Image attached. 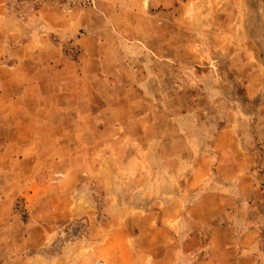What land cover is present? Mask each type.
<instances>
[{
	"label": "rangeland",
	"instance_id": "374dc122",
	"mask_svg": "<svg viewBox=\"0 0 264 264\" xmlns=\"http://www.w3.org/2000/svg\"><path fill=\"white\" fill-rule=\"evenodd\" d=\"M4 10L26 25L27 34L56 44L70 62L82 55L118 60L120 67L105 65L118 74L109 77L147 87L133 94L107 79L96 83L103 133L88 139L92 152L76 156L82 166L101 168L96 176L75 171L74 181L61 171V181L46 192H71L72 209L82 213L85 207L95 216L99 234L93 237L83 217L70 224L60 220L51 224L52 244L50 234L42 236L49 240L42 245L27 234L26 248L5 249L2 260L18 252L27 264L36 257L64 259L75 250L73 242L82 240L88 253L92 240L119 232L132 242L136 227L144 225L175 226L180 248L200 222L209 225L218 196L235 194L236 209L246 206L235 181L232 187L225 182L233 168L222 162L248 152L250 170L235 171L253 181L249 223L261 227L258 255L264 264V0H4ZM149 164L156 169L146 171ZM32 188L15 204L19 219L9 221L14 233L33 226V201L27 200ZM178 198L184 202L173 206ZM206 249L191 260L204 258ZM108 252L95 264H109Z\"/></svg>",
	"mask_w": 264,
	"mask_h": 264
},
{
	"label": "crops",
	"instance_id": "0c3cea01",
	"mask_svg": "<svg viewBox=\"0 0 264 264\" xmlns=\"http://www.w3.org/2000/svg\"><path fill=\"white\" fill-rule=\"evenodd\" d=\"M112 62H103L100 58L94 61L83 55L80 62H70L65 52L45 36L27 34L26 25L6 13L4 0H0V264H27L20 252L5 260L1 253L14 247L26 248V236L31 233L35 238L38 236L36 245L49 240L52 244L55 227L51 224L57 225L60 220L70 224L83 217L88 230L92 228L93 237L99 234L95 216L85 207L82 213L72 209L71 192L47 193L49 196L46 192L48 188H56L61 181L58 177L61 171L66 172V180L74 181L78 176L75 171L96 176L95 172L101 168L95 164L82 166L76 156L92 152L88 139L103 133L98 128L102 116L97 108L101 97L96 83L107 79L114 88L130 90L133 94L147 87L146 84L129 86L109 77L118 74L106 71L105 65L111 69L121 66L118 60ZM140 101L145 102L143 98ZM150 134L149 139H153ZM74 138L79 143L77 151ZM252 160L251 153L238 152L234 158L222 162L233 168V175L225 182L232 187L235 181L246 206L236 209L235 194L218 196V210L211 213L209 225L200 222L201 225L190 230L180 248L174 243L179 236L175 226L144 225L136 227L132 242L127 235L121 237L115 232L101 241L92 240L88 253H83L81 240L70 245L75 248L69 252L70 256L67 253L64 259L36 257L32 259L33 264H95L106 250L110 251L109 264H259L262 230L258 224L249 223L248 200L254 195L253 181L247 174L240 177L236 173L240 168L249 171ZM159 167L164 169L166 165L160 163ZM145 168L146 171L156 169L150 164L149 169ZM26 187H34L29 190L33 194L27 199L30 203L33 201V226L14 233L9 221H18L14 207L25 197ZM204 198L205 195L201 200ZM174 200L173 206L184 202L183 198ZM42 217L44 220L39 222L37 218ZM48 217L51 222L47 221ZM11 234L14 235L11 237ZM44 234H50V239L42 237ZM70 246L66 250H70ZM205 247L204 258L191 260L196 252L205 251Z\"/></svg>",
	"mask_w": 264,
	"mask_h": 264
}]
</instances>
